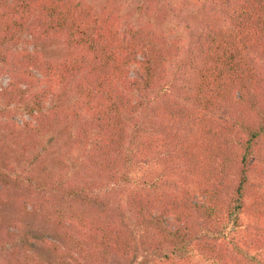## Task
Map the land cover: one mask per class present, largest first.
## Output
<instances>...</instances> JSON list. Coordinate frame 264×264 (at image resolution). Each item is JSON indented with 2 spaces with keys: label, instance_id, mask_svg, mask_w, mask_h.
<instances>
[{
  "label": "trees",
  "instance_id": "obj_1",
  "mask_svg": "<svg viewBox=\"0 0 264 264\" xmlns=\"http://www.w3.org/2000/svg\"><path fill=\"white\" fill-rule=\"evenodd\" d=\"M209 1L224 18L202 16L185 87L177 84L178 70L168 71L180 41L149 24L121 29L116 15L81 0H0V46L24 42L16 37L27 31L60 36L72 51L56 62L27 48L16 57L20 71L2 95L31 103L27 115L36 125L18 131L26 142L76 118L80 126L66 146L80 147L94 131L91 160L110 176L132 160L170 173L156 193L137 187L127 194L138 242L115 223L70 216L82 236L73 239L75 249L94 264L111 255L132 260L138 248L163 255L164 264H193L194 254L209 264H264V0ZM74 78L80 100L68 110H46L53 89ZM157 90L177 96L151 109L156 128L148 133L134 115Z\"/></svg>",
  "mask_w": 264,
  "mask_h": 264
},
{
  "label": "rangeland",
  "instance_id": "obj_2",
  "mask_svg": "<svg viewBox=\"0 0 264 264\" xmlns=\"http://www.w3.org/2000/svg\"><path fill=\"white\" fill-rule=\"evenodd\" d=\"M81 1L96 13L103 11L116 15L121 29L149 24L163 32L168 40H179V55L170 61L168 71L172 76L178 70L177 84L185 87L190 79L192 42L203 31L202 16L211 11L220 19L224 18L222 10L212 6L209 0ZM16 38L24 42L14 40L0 46V264H94L88 252L81 254L75 249L73 239H82V236L70 216L115 223L132 233L138 242L141 232L134 225L127 206V194L137 187L156 193L163 189L162 184L168 181L170 173L154 162L145 163L142 168L132 160L129 169L121 166L118 175L110 176L91 160L98 142L94 131H90L93 134L90 140L80 147L71 150L66 146L69 134H76L80 126L76 118L68 125L60 124L34 137L36 142L27 143L18 131L27 122L36 125L27 115L31 103H10L2 95L20 71L16 57L27 48L37 52L41 61L56 62L67 58L72 51L60 36L25 31ZM133 69L134 66L131 71ZM31 72L42 79L37 70L31 69ZM77 79L54 88L53 100L52 95H48L44 101L46 110L58 106L68 110L75 105L74 102L80 100L74 90ZM45 86L40 85L34 90L41 91ZM167 95L177 96L175 91L150 92L146 109L134 115L135 121L138 120L139 126L148 133L156 128L151 109ZM121 173L125 178L119 176ZM162 174L167 175L159 178ZM152 181L159 182V188L149 187ZM71 185L78 188L73 191ZM62 188L67 191L62 193ZM197 198L202 199L201 196ZM55 246L61 255L57 254ZM192 259L193 264H209L195 254ZM163 261V255L147 254L138 248L132 260L111 255L105 264H164Z\"/></svg>",
  "mask_w": 264,
  "mask_h": 264
}]
</instances>
